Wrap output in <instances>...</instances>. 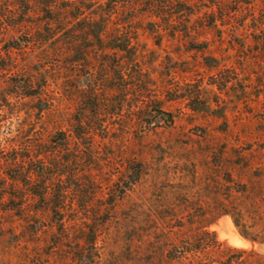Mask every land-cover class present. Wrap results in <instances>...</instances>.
<instances>
[{
    "label": "rangeland",
    "instance_id": "374dc122",
    "mask_svg": "<svg viewBox=\"0 0 264 264\" xmlns=\"http://www.w3.org/2000/svg\"><path fill=\"white\" fill-rule=\"evenodd\" d=\"M78 1L95 20L90 30L98 33L106 24L101 4L107 0ZM119 2L107 27L133 36L131 53L119 56L135 78L134 90L125 101L117 91H107L102 116L110 131L96 136L97 146H69L66 152H80L83 165L80 175L67 182L71 207L65 231L55 223L47 230L42 224L32 228L18 216L2 218L7 206L0 205V264H163L164 232L190 211L213 219L211 210L225 188L220 186L228 184L230 173L244 178L249 152L254 151V165L264 169V31L256 30L264 0L242 1L227 21L220 19L216 0ZM23 9L16 0H0V166L16 147L31 169L37 155L52 148L27 146L40 126L54 129L59 118L69 128L67 111L71 118L79 111L65 95L68 86L79 80L89 87L105 73L92 67L91 50L99 43L92 34L90 58L72 77L68 69L55 75L54 56L40 65L39 50H9L14 38L25 39L19 30ZM35 9L40 17L27 20L42 25L43 12ZM102 59L114 67L112 55ZM42 65L48 66L51 81L61 84L53 96L56 112L37 97L18 93L26 92L18 86L27 72ZM108 73L116 80L114 70ZM138 163L143 173L133 182ZM35 206L28 201V213L36 215ZM39 216L55 220L48 213ZM231 220L223 215L209 229L232 247L264 253V245L245 239Z\"/></svg>",
    "mask_w": 264,
    "mask_h": 264
},
{
    "label": "trees",
    "instance_id": "16d2710c",
    "mask_svg": "<svg viewBox=\"0 0 264 264\" xmlns=\"http://www.w3.org/2000/svg\"><path fill=\"white\" fill-rule=\"evenodd\" d=\"M123 1L125 5L130 4V0ZM242 1L244 0H216L215 5L218 7L220 19L232 20L242 7ZM16 2L24 8L19 30L23 31L25 39L14 38V44H9L8 49L31 54L39 50L41 52L36 56L40 65L51 59L50 56H54L52 66L56 76L68 69L72 77L87 58H90L87 51L92 45L89 44L91 34L99 42L98 48L91 50L95 59L92 67L101 69L105 73L104 77L89 87L77 80L65 90V95L79 106L76 117L71 118L67 111L65 119L69 120V128H64V122L59 118L54 120V129L41 124L42 130L36 133L34 143L27 146L52 148L37 155L35 168L26 167L25 162L19 159L16 147L12 148V156L8 157L3 167L0 166V205L7 206L2 218L18 216L20 221L24 220L32 228L42 224L47 230H52L55 223L65 231L68 223L66 216L71 207L68 203L67 182L80 175L83 165L79 157L80 152L72 155H67L66 152L70 151L69 146H97L96 136L104 137V134L110 131L102 116L106 109L107 91H117V95L121 97L120 101H125L132 94L134 90L132 81L135 78L128 67L122 65L119 52L131 53L133 36L130 32L108 30L107 23L117 12L119 0H107L101 4L106 24L98 33H94V29L90 30V25L92 26L95 20L85 14L86 6L78 0H16ZM63 2L68 4L63 5ZM233 4L235 6L231 7ZM36 7L44 15L42 25L27 20L33 14L40 17L39 13H35ZM8 10L10 14L13 12L11 8ZM211 14L212 19L216 21L215 11ZM252 15L255 18V13ZM261 17L262 20L256 30L263 32L264 14ZM105 55L113 56L114 67L110 68L106 60L102 59ZM25 69L22 70L28 71ZM110 69L116 73L114 81L108 73ZM48 70L47 65H42L41 68L35 69V72L28 71L24 84L18 86L26 92L18 93L35 96L39 104L46 103L48 109L56 112L58 108L53 96L58 92L56 89H61V84L58 81H51L52 76ZM66 87L64 86V89ZM43 110L44 108L39 106L40 123L44 119ZM157 112L165 113L161 108H158ZM168 115L172 117L171 114ZM253 153L254 151L246 155V166L242 174L244 178L235 179L230 173L228 184L220 186L221 189L225 188L211 210L213 219L210 220L207 214L201 211H190L178 220L180 224L173 225L164 232L163 243L166 244V248L163 264H264V253L255 248L232 247L220 241L217 233L209 229L215 220L223 215H229L245 239L253 245H264V169L254 165L251 159L255 156ZM137 168L133 182L138 181L143 173V164L138 163ZM30 200L38 204L34 208L36 215L28 213ZM43 213L51 214L55 220L46 222L40 220L39 214ZM195 224L197 227H194ZM14 228L16 226L8 229Z\"/></svg>",
    "mask_w": 264,
    "mask_h": 264
},
{
    "label": "bare ground",
    "instance_id": "6f19581e",
    "mask_svg": "<svg viewBox=\"0 0 264 264\" xmlns=\"http://www.w3.org/2000/svg\"><path fill=\"white\" fill-rule=\"evenodd\" d=\"M232 221V220H231ZM233 241V240H232Z\"/></svg>",
    "mask_w": 264,
    "mask_h": 264
}]
</instances>
